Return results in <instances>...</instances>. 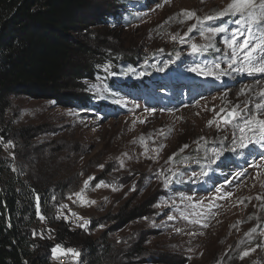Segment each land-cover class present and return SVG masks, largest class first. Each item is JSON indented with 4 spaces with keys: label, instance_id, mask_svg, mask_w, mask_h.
Returning <instances> with one entry per match:
<instances>
[{
    "label": "rangeland",
    "instance_id": "374dc122",
    "mask_svg": "<svg viewBox=\"0 0 264 264\" xmlns=\"http://www.w3.org/2000/svg\"><path fill=\"white\" fill-rule=\"evenodd\" d=\"M112 1L92 0L94 13ZM142 1L145 8L134 25L92 27L95 30L86 32L84 45L141 52L148 60L146 75L155 81L175 80L173 85L164 84L168 95L172 91L181 95L178 85L191 81L189 89L197 88L203 96L189 100L183 96L180 101L172 92L166 104L116 95V106L124 112L107 118L55 99L10 97L4 122L13 136L6 144L3 141L0 160L11 161L12 171L38 186L59 180L68 184L71 189L62 213L79 220L83 226L78 228H87L91 220L101 224L90 236L102 248L109 245L117 255L123 252V263H129L128 246L144 237L150 253L176 251L190 259L188 264H254L255 258L257 264H264V147L248 142L249 137L254 141L259 136L249 131L243 134L247 147L239 146L244 119L253 115L264 119V111L255 107L264 103L260 94L264 73H237L238 65L228 68L227 34L205 39L200 32L206 23L219 25L181 15L184 11L199 18L214 15L232 0ZM220 19L230 30H243L236 17ZM193 43L212 45L219 53L216 61L186 58L194 54ZM214 63L220 68L214 69ZM229 111L239 113V118L225 124L222 118ZM181 154L188 155L185 163L204 158L209 165L219 163L220 170L213 169L207 182H202L201 172L189 180L185 175L184 185L193 181L181 190L171 189L170 177L181 167L177 160ZM230 159L238 165H227ZM218 176L223 178L214 185ZM135 198L144 199L152 213L115 231L113 220ZM246 251L249 254L244 256ZM64 253L55 248L53 264H70L59 260Z\"/></svg>",
    "mask_w": 264,
    "mask_h": 264
},
{
    "label": "trees",
    "instance_id": "16d2710c",
    "mask_svg": "<svg viewBox=\"0 0 264 264\" xmlns=\"http://www.w3.org/2000/svg\"><path fill=\"white\" fill-rule=\"evenodd\" d=\"M95 8L92 0H0V151L3 141L6 144L13 136L10 135L13 131L4 122L10 97L55 99L68 102L78 110L101 113L107 118L124 112L116 106V95L166 103L174 93L172 91L168 95L164 91V84L173 85L174 79L155 81L151 74H145L148 60L141 52L127 54L114 48L104 49L100 45L93 49L83 43L87 39L86 32L90 33L92 27L134 25L138 12L145 8L144 1L113 0L97 14L94 13ZM214 22L215 26L226 27L228 24L224 19ZM209 24L206 23V27ZM93 37L95 34L88 39L92 41ZM99 38L101 42L100 35ZM216 54L219 53L207 47L202 53L190 54L186 58L205 63L207 60L216 61ZM87 55L85 61L83 57ZM181 85H178L180 91L183 90ZM197 92L194 88L188 91L187 96L197 99L203 96ZM176 96L181 101L183 94ZM20 136L24 138L26 135ZM187 156L181 154L177 157L181 167L170 177L171 189L186 188L193 179L187 186L184 185L187 181L183 183L182 179L187 175L189 180L196 172L203 173L202 182H207L212 179L213 169L220 167L219 163L209 165L204 158L193 163H188L187 159L185 163L183 159ZM231 163L238 165L234 159L228 160L227 165ZM9 164L11 161L7 159L0 160V264H53L55 248L75 250L80 255V264L190 262L188 257L176 251L150 253L145 238L140 237L126 249L129 263H123V252L117 255L114 247L109 245L102 248L90 236L101 224L91 220L83 229L75 228L64 220L66 215L62 213V205L71 189L68 184L59 180L38 186L12 171ZM220 178L223 177L218 176L214 180V185ZM159 196L165 198L166 194ZM151 201L152 198L150 204ZM150 213L152 209L144 199L138 201L135 198L134 203L128 202L121 207L113 220V229L123 230ZM253 260L257 264L256 258Z\"/></svg>",
    "mask_w": 264,
    "mask_h": 264
},
{
    "label": "snow or ice",
    "instance_id": "6c2138e0",
    "mask_svg": "<svg viewBox=\"0 0 264 264\" xmlns=\"http://www.w3.org/2000/svg\"><path fill=\"white\" fill-rule=\"evenodd\" d=\"M165 2L167 3L169 0H165ZM181 15L189 19L196 18L197 20H200L201 23L220 19L225 16L236 17L237 19L235 20V23L237 25L242 24L243 30L239 27L235 30H230L224 26L205 27L200 34L204 36L205 39H210L211 36L220 33L227 34L224 43L229 49V52L224 55L229 56V60L227 61L228 68H232L233 65H238L234 69L237 73H246L247 75L264 73V0H259V3H257V0H232L228 7L223 11L216 12L214 15H209L203 18L196 17L194 12L188 11L182 12ZM241 37H243V39H241ZM211 46L212 45L198 46L193 43L191 48L194 54H199L202 53L205 48ZM213 68L219 69L220 64L214 63ZM193 71L201 70L193 69ZM208 74L212 75L213 73L209 70ZM217 78L219 77L217 76ZM260 94L261 96H264V91ZM255 107L258 111H264V103H257ZM237 118H239V113L229 111L222 119L224 123H230ZM245 131L254 134L258 132V138L253 141L252 138L249 137L248 142H254L264 147V119H259L256 115L244 119L243 126L240 128L241 136L239 138V146L241 148L247 147L243 135ZM232 150L235 151V149ZM256 167H258V165H256ZM237 176H239V173ZM41 218L43 219V217ZM67 252L76 256L79 255V253L72 249L67 250ZM248 254L247 251L244 252V256ZM241 258H243V256Z\"/></svg>",
    "mask_w": 264,
    "mask_h": 264
},
{
    "label": "built area",
    "instance_id": "2783aa9c",
    "mask_svg": "<svg viewBox=\"0 0 264 264\" xmlns=\"http://www.w3.org/2000/svg\"><path fill=\"white\" fill-rule=\"evenodd\" d=\"M64 219L69 220V218H68L67 215L64 216ZM70 221H71L72 223L75 224V221H74V220H70ZM75 225H77V226H83V224H75ZM60 259H61L62 261H65V262H67V263L72 264V260L75 259V255L72 254V253H68V252H67V253H64Z\"/></svg>",
    "mask_w": 264,
    "mask_h": 264
},
{
    "label": "bare ground",
    "instance_id": "6f19581e",
    "mask_svg": "<svg viewBox=\"0 0 264 264\" xmlns=\"http://www.w3.org/2000/svg\"><path fill=\"white\" fill-rule=\"evenodd\" d=\"M70 220H74V221H75V224H82V223H81L79 220H77V219H69V220H66V219H65V221L68 222V223H70L73 227H75V228L81 227V226H77V225H75V224L72 223ZM60 261H61V262H65V261H62L61 259H60ZM79 263H80V260H79L78 257L75 255V259L72 260V264H79Z\"/></svg>",
    "mask_w": 264,
    "mask_h": 264
},
{
    "label": "water",
    "instance_id": "95a60500",
    "mask_svg": "<svg viewBox=\"0 0 264 264\" xmlns=\"http://www.w3.org/2000/svg\"><path fill=\"white\" fill-rule=\"evenodd\" d=\"M233 121H234V120H232L231 122H233ZM222 122H223V120H222ZM231 122H230V123H231ZM223 123H224V122H223ZM225 124H229V123H225Z\"/></svg>",
    "mask_w": 264,
    "mask_h": 264
},
{
    "label": "clouds",
    "instance_id": "9594fccd",
    "mask_svg": "<svg viewBox=\"0 0 264 264\" xmlns=\"http://www.w3.org/2000/svg\"><path fill=\"white\" fill-rule=\"evenodd\" d=\"M167 104V103H166Z\"/></svg>",
    "mask_w": 264,
    "mask_h": 264
}]
</instances>
